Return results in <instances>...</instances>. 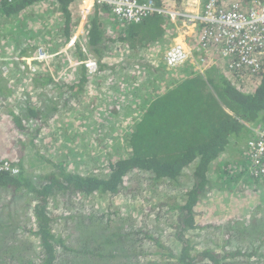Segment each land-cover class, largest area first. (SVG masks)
<instances>
[{"label":"trees","instance_id":"16d2710c","mask_svg":"<svg viewBox=\"0 0 264 264\" xmlns=\"http://www.w3.org/2000/svg\"><path fill=\"white\" fill-rule=\"evenodd\" d=\"M45 1L5 0L0 6V18L16 15L17 19L27 7ZM55 1L58 7L54 9L61 14L58 38L69 41L72 22L68 7L73 0ZM141 1L138 0L139 3ZM150 1L155 7L173 6L162 0ZM254 2L260 4L264 0H220L217 8L229 10L236 5L242 12ZM97 4L94 14L87 19L84 44L90 56L99 61L114 43L123 51L129 49L135 52L157 43L167 28H173L163 13H153L137 24L119 23L114 32H108L101 22L100 12L97 13ZM34 46L16 45L14 50L21 56H28L36 52ZM73 50L75 58L84 59L79 43ZM177 69L173 71L179 72ZM211 70L197 76L189 73L174 83L148 104L124 134L111 136L105 133L108 127H91L94 131L92 138L96 139L86 144L82 143V139L72 138L69 129L62 138L49 137L46 133L49 123L58 116L61 118L62 114L66 117L72 112L71 107L74 110L70 117H77L82 115L81 110L88 101L100 100L97 85L93 84L94 95H89L90 87H87L89 83L84 74L73 83H60L54 81L49 76L51 74L46 73L42 78L32 73L33 77L30 78L35 79L30 80L33 83L30 90L42 97L40 103L34 102L27 92L20 93L26 98L19 101L13 99L7 76L0 75V159L18 169L16 175L0 173V219L3 210L13 208H24L25 214L29 212L31 215H25L23 219V222L29 223L27 230H20L19 222H16V227L9 230L11 235L4 237L7 231L0 229V252L7 256L0 257V264H101L114 257L119 260L124 254L136 257L147 252L166 256L170 264H226L228 258L248 254L239 248L240 244L234 246L232 243L236 242V238L238 241L254 232L262 233L264 237V225L260 224L259 217H255L264 202L261 200L262 189L258 187L264 185V179L261 175H249L246 167L248 160L243 151L252 137L247 125L264 128V58L261 59L258 73L245 69L231 72L220 61ZM50 83L53 89L46 90ZM88 122L83 120L78 124L79 128L85 129ZM45 137H49L48 140ZM39 138L50 143L49 152L40 148L32 151L31 147L40 141ZM115 138L117 144L124 147L121 157H114L112 151ZM55 146H61L64 154H58ZM76 146L84 150L83 159L87 156L90 160L87 172L86 167L72 166L79 163L82 150L79 153L70 151ZM99 147L105 150H99ZM229 147L233 154L240 157V162L237 159L236 164H225L223 180L219 184L210 182L207 174L211 164ZM27 149L28 156L39 155L49 166L46 173L35 179L33 172L31 174L27 168V160L24 162L26 155L23 153ZM57 155L61 157L60 160L56 159ZM188 167L192 169L188 178H184ZM244 175L245 179L240 182ZM133 176H139L138 179L134 178L135 182L138 181L135 183L137 186L145 189L146 193L150 190L154 194L151 198L141 194L143 208L150 204V213L158 211L152 218V225L143 223L133 231L113 229L112 232L107 226L113 218L123 216L122 212L78 215L81 226L72 240L74 242H71L76 244L75 247L66 245L65 237L53 231L56 218H52L49 207L56 198L63 197L76 207L75 214L62 217L66 224L80 212V206L75 201L77 198L116 196L122 190H129V194L135 197L136 188L131 185ZM248 179H253L257 185L252 187ZM157 193L162 199L156 200L159 203L154 205ZM244 210L249 211L250 215L243 216ZM172 214L174 220L169 219ZM126 219L128 221L129 217H121L118 223L123 224ZM6 225L4 223L2 226L6 228ZM190 230L217 233L221 248L193 253L189 240L184 238ZM24 231L33 240V243H28L30 246L27 239L21 236ZM16 232H20V236ZM165 233L172 234L178 242L176 254L167 252L161 242ZM145 242V246L150 248L146 251ZM126 244L131 245L129 250L125 249ZM132 245L141 248L137 255H132L136 249ZM245 250L250 251L251 255L257 253L254 249Z\"/></svg>","mask_w":264,"mask_h":264},{"label":"rangeland","instance_id":"374dc122","mask_svg":"<svg viewBox=\"0 0 264 264\" xmlns=\"http://www.w3.org/2000/svg\"><path fill=\"white\" fill-rule=\"evenodd\" d=\"M166 2L171 3V5L173 4V8L176 6L179 8L178 4H180V0H166ZM82 7L83 5H80V7L76 11V6H73L70 10L71 13H73L72 18L75 25H77L78 22H80L82 19ZM54 14L55 11H52L51 4L45 1L43 3L37 4L36 6L32 5L30 7H27L18 15L17 19L15 18L16 15H10L8 18H0V71L2 70L1 68L5 67L6 71L10 73V75L7 76L6 79L9 82L11 93L16 94L15 98L17 101L23 99L20 94L21 92H27L28 90L32 89L33 83L31 82L35 78H30L33 77V75L32 73H29L28 70H25V68L22 71L18 69V62L17 60H14V57L16 56V51L14 50V48L16 45H19V47H26L27 45H30L25 44V41L29 39L36 43L33 44L35 45L34 47L36 48V50L41 46L47 47L46 45L50 44L52 51H57L60 46V41L63 43V39L59 40L58 38V27L56 22V19L58 18H56ZM100 18L102 19L101 22L108 32H114L116 30L115 28L117 27V24L121 23L111 17L110 13L107 10L101 11ZM18 20H21L25 23H20ZM157 43H162L165 45L169 44L167 42ZM154 44H150L149 46H155ZM110 49L111 50H106V52H108L105 53V57L112 58L113 69L112 67H109V70L103 69L106 71L102 74L101 77L104 83L109 77L113 76V85H102V81L98 82L99 88H103L99 91L100 100L91 102L88 101L86 106L82 108V115L80 116L78 115L77 117H75L73 115L72 117H70L71 113L74 110L73 107H71L72 112L68 113L66 117L64 116V114H62V119L60 118V116H58L56 120H53L51 123H49L50 126L46 129V133L49 135V137L62 138L66 134V130L69 129L71 131L70 133L72 138L82 139V143L86 144L96 139L92 138V134L94 133V131L91 130V127H108L105 133L110 134L111 136H119L121 134H124L127 130V127L135 121L136 117L140 115L143 109L147 107V105L153 99L162 95L163 92H165L169 87L173 86L174 83L184 79L191 70L189 66L178 68L177 70L179 72H174L173 69L167 70L166 65L162 61V58L160 59L159 68L155 69L147 63L148 56L146 57L139 55L141 49H138L137 53L133 54V51L129 49H125V51H123L121 48H118V45L116 43H114ZM12 50L13 53L11 54ZM67 53L71 54L70 51H67ZM62 58V56L61 58L59 56L56 57V63H54V66H44L50 72L47 73L48 75L51 74L49 75L50 77L54 78L57 76V73L63 61ZM15 69L17 70V72H15ZM154 69V74L150 73V71H153ZM108 71H110L109 75L107 74ZM35 74V76H42V78H44L45 75L37 73ZM94 83L96 82H92L90 84L91 87L89 95H94ZM59 85L61 84L59 83ZM74 91H76V89H74ZM31 98L34 102L42 101L41 98L39 99L37 94L33 95V91ZM83 120L89 122L87 123L85 129L83 127H81L80 129L78 124ZM247 127L250 130V128L257 126L247 125ZM88 128L89 130H87ZM100 137L101 136L97 138ZM47 138L45 137L44 139L48 140ZM116 139L117 138H115L114 140L115 146L112 148V151L115 155L114 157H121V155L124 153V147L121 144H117ZM49 146L50 143L47 144L43 139H41L40 141H37L34 147L31 148L32 151H34L36 148H40L45 150L46 152H49ZM55 149L58 154L63 153V148L61 146H55ZM81 149L82 148L80 146H76L70 151H76L75 153H79V150ZM98 149L105 150L102 147H99ZM114 151H116L117 153L115 154ZM26 152V157L30 156L29 161H27L26 165L30 173L32 174L33 172L32 175L34 179L40 175H43L49 170V166L45 163L44 159H41L39 157V155L28 156V149ZM225 152H227L228 154H233L230 147L227 148ZM83 153L84 150L82 149L78 160L79 163L76 165L75 163H73L72 166L73 168L86 167L85 171L87 172V163L90 160L87 156L85 157V159H83ZM56 159L60 160L61 157L57 155ZM237 159L240 162V157L235 154H233V156H227L226 159H220L218 163H213L212 169L214 168V173H217L219 175V172H221L222 165L224 163L228 162L230 164H236ZM187 174V172H184V178H187ZM134 178L138 179L139 176H133L132 178L133 183L131 185L136 188L134 191L137 192L135 193V197L129 194V190H122L120 191L119 195L117 194L116 196L112 197H108V195H104L103 197H99V195H93L87 197L86 199L82 197L77 198V200L75 201H77L80 206V212L76 213L77 215L75 216L74 220L70 222L68 221L66 224L64 223L62 217L67 216V214H75L76 207L74 206L73 202H68L63 197L56 198L54 202H51L49 207L52 218H56L52 227L53 231L65 237L64 243L66 245L75 247L76 244H73L71 242H74L72 240L76 236V232L78 231L77 229L81 226L80 224H78V215L85 216L89 213H99L101 215H104L105 213L109 214V211H119L123 213V216L121 217H129L128 221L127 219L124 220L123 224L118 223L119 218L121 217L113 218V220L110 221L107 226V229H111L112 232H114L115 229H119L120 231H133L138 225H141L143 223H150L148 225H152L154 223V220L152 218L158 213V211L150 213V204L146 205L143 208V206L141 205V194L144 193L145 197L149 195L150 198L154 194L151 193L150 190H148L146 193L145 189L141 188L139 185L137 186L135 183L138 181L135 182ZM244 178L245 175L240 178V182L243 181ZM252 180L253 179H248L247 181L250 182V185H257L253 183ZM258 187L262 189L260 191V193L263 195L261 197V200H264V185L261 184V186L258 185ZM181 190L183 191V189ZM158 199L162 198L157 193V197L154 199V201ZM158 203L159 202L156 201L154 205H158ZM261 206L262 207L260 208V211L255 214V217H259L260 224L264 225V202ZM2 214L3 217L0 219V229L3 231H7L3 235L4 237L7 235H11L9 233V230L16 227V222H19L20 230H27L29 223L23 222V219H25V215L27 217H30L31 215L29 214V212H26L25 214L24 208H19V210H14V208L12 210L6 209L2 211ZM169 219L174 220V214L170 215ZM85 221L86 220H84V223H86ZM4 223H7L6 228L2 226L4 225ZM16 234L17 236H20V232H16ZM261 234L262 233L259 232H256L255 234H248L239 238L238 241L236 238V242L232 244L234 246L240 244L238 245L239 248L244 249L243 251L247 252L248 254L241 253L240 255H236L235 257L228 258L225 261L226 264H264V237ZM21 236L27 239V245L30 246V244L28 243H33V240L30 239L31 236L27 231L22 232ZM10 238L11 237L7 238V241H9ZM184 238L185 240H189L190 245L192 246L193 253L200 252L206 249L216 251L221 248L220 238L218 234L210 232L208 230H190L189 232L185 233ZM161 242L165 245L167 252L176 254L175 252H177L178 249V242L174 239L172 234L165 233L161 238ZM145 245L146 242L144 244V251L149 250L150 248ZM132 247L136 248L135 250H133L132 255H137L141 248L133 245ZM130 248V244L125 245L126 250H129ZM245 249H254L257 251V253L251 255L249 254L250 251H246ZM0 255L1 258L2 256L7 258V256L3 255V253L1 254V252ZM124 255L125 256L123 258H120L119 260L117 257H114V259H111L109 261L107 260V262H102L101 264H161L163 261H165L164 264H170V260H167L166 256L161 257V255H156L153 252H147L143 255H137L136 257H128L126 254ZM94 263L95 262H92V264Z\"/></svg>","mask_w":264,"mask_h":264},{"label":"built area","instance_id":"2783aa9c","mask_svg":"<svg viewBox=\"0 0 264 264\" xmlns=\"http://www.w3.org/2000/svg\"><path fill=\"white\" fill-rule=\"evenodd\" d=\"M4 1L0 0V6ZM46 2L51 4L52 9L58 7L55 0H46ZM219 3L220 0H180L179 8L177 6L163 8L155 7L150 0H143L140 3L138 0H73L68 7L69 10L76 6L77 11L80 5H83V14L81 21L73 26L69 41L57 51H52L50 44H47V47L37 48L33 55L21 56L19 52H16L14 60H17V67L21 71L25 68L29 73L46 74L50 72L44 66H54L55 58L63 54L65 58H62V64L57 76L53 78L54 81L73 83L80 78L81 74H84L89 83L87 87H91L92 82H96L94 85L98 86V82L102 81V74L106 71L101 65L112 67L113 61L112 58L107 57L101 61L93 58L84 44L87 19L94 14L97 4L99 7L97 13H101L102 9L107 10L115 20L121 23L137 24L150 14H164L163 16L173 26V29L167 28L166 31L168 33L172 31L170 35L175 33L172 42L167 45L156 43L155 46L141 49L139 54L148 56L147 63L152 68H159L162 58L167 70L189 66L191 69L189 73L193 76L204 75L206 71L218 66L219 61L222 65L224 63L226 69L231 72L245 69L251 73H258L261 59L264 58V3H250V7L242 12L236 5H232L229 10H221L217 8ZM54 11V15L58 18L56 19L58 27L61 14L57 9ZM71 14L73 16V13ZM77 42L81 47L80 52L84 54L82 60L74 56L73 47ZM25 44L36 43L27 39ZM1 69L2 76H9L5 67ZM107 74L109 75L110 71ZM113 81V76L109 77L106 82L102 81V85H113ZM54 86H56L55 83ZM50 88L53 89L51 83L46 90ZM27 93L32 95L31 90ZM11 95H14L13 99H15L16 94ZM21 96L26 98L22 94ZM250 131L252 137L246 142L243 150L248 160L246 167L250 176L261 175L264 179V128L252 127ZM191 169L192 167H188V174ZM1 172L16 175L18 169L6 161H0ZM212 176L215 183H218L221 175L218 177L212 173Z\"/></svg>","mask_w":264,"mask_h":264},{"label":"crops","instance_id":"0c3cea01","mask_svg":"<svg viewBox=\"0 0 264 264\" xmlns=\"http://www.w3.org/2000/svg\"><path fill=\"white\" fill-rule=\"evenodd\" d=\"M164 0H162V2H163ZM179 5V7H180V4H178ZM164 36V35H163ZM162 36V38H161V40L160 41H158V42H167V43H171L172 42V40H173V37H171V38H165V37H163ZM67 40H66V38H65V42H66ZM146 47H141V48H139V49H145ZM138 50V49H137ZM12 53H13V51H11ZM137 53V51H135V52H133V54H136ZM105 58V57H104ZM102 66V68H104V69H109V67H111V66H107V65H101ZM113 67V66H112ZM113 69V68H112ZM154 71H155V69L153 70V71H150V73H152V74H154ZM209 73L210 71H206L205 73ZM38 97H39V99L41 98L42 99V97L38 94L37 95ZM39 102V101H38ZM40 103V102H39ZM22 105V104H21ZM21 105H20V107H21ZM14 109L16 110V108L14 107ZM144 110V109H143ZM2 112V111H1ZM0 112V116H2L1 113ZM1 118V117H0ZM246 145V144H245ZM26 154V151L24 150V153H23V155H25ZM227 156H233V154H228L227 152H222V153H220V155H219V160L220 159H226L227 158ZM30 157V156H29ZM29 157H24V162H25V159L27 160V161H29ZM218 158L215 160V161H213V163H215V162H217L218 163ZM213 163L211 164V167H210V170H209V172H208V174H207V179L210 181V182H212V183H215V180H214V177L212 176V173L213 174H215V175H217L218 177H219V175L217 174V173H214V168L212 169V165H213ZM216 163V164H217ZM188 168H186V170H185V172H187L188 173V170H187ZM211 169H212V172H211ZM245 179V178H244ZM252 182L254 183V180H252ZM251 186L252 187H254L255 185H252L251 184ZM250 215V213H249V211H247V210H244L243 211V216H249ZM235 231V230H234ZM253 234V233H252ZM254 234H255V232H254Z\"/></svg>","mask_w":264,"mask_h":264},{"label":"clouds","instance_id":"9594fccd","mask_svg":"<svg viewBox=\"0 0 264 264\" xmlns=\"http://www.w3.org/2000/svg\"><path fill=\"white\" fill-rule=\"evenodd\" d=\"M165 2H166V0H164ZM71 12V11H70ZM111 17H112V15H110ZM71 22H72V25H71V27H70V34H69V36H71V32H72V29H73V26H75V23L73 22V18H72V14H71ZM173 29V28H172ZM172 32V31H171ZM171 32H169V33H171ZM167 31L165 32V34H164V36L163 37H167V38H171V37H174L175 36V33H174V35H173V33H172V36L169 34ZM166 34H168L169 36H167ZM166 35V36H165ZM65 44V39H63V43L60 41V46L59 47H61L62 45H64ZM63 57V58H65V56L63 55V54H61L60 55V57ZM246 146V145H245ZM245 148V147H244ZM244 150V149H243ZM225 164H230V163H228V162H226V163H224L223 165H222V169H221V172H219V174L221 175V177H220V179H219V183L223 180V178H224V173H223V167H224V165ZM219 183H215V184H219Z\"/></svg>","mask_w":264,"mask_h":264},{"label":"bare ground","instance_id":"6f19581e","mask_svg":"<svg viewBox=\"0 0 264 264\" xmlns=\"http://www.w3.org/2000/svg\"><path fill=\"white\" fill-rule=\"evenodd\" d=\"M0 161H4V160H1V159H0ZM6 162H7V161H6ZM8 163H9V162H8ZM17 174H18V172H17Z\"/></svg>","mask_w":264,"mask_h":264},{"label":"flooded vegetation","instance_id":"af4514ba","mask_svg":"<svg viewBox=\"0 0 264 264\" xmlns=\"http://www.w3.org/2000/svg\"><path fill=\"white\" fill-rule=\"evenodd\" d=\"M147 106H148V105H147ZM145 108H146V107H145ZM145 108H144V109H145ZM136 119H137V118H136ZM136 119H135V120H136Z\"/></svg>","mask_w":264,"mask_h":264}]
</instances>
